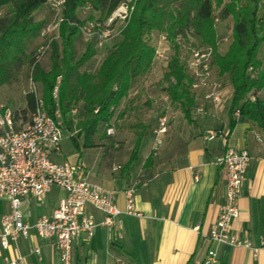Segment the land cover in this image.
Wrapping results in <instances>:
<instances>
[{"label":"crops","instance_id":"1","mask_svg":"<svg viewBox=\"0 0 264 264\" xmlns=\"http://www.w3.org/2000/svg\"><path fill=\"white\" fill-rule=\"evenodd\" d=\"M260 58L264 59V51ZM19 91L15 81L1 86L0 109L12 113L24 109L26 92ZM206 93V89H189L193 100L189 120L170 102L179 112H174L163 146L150 165L145 161L153 145L151 136H144L137 161L123 170L132 147L100 141L101 129L95 147L82 149L81 156L74 150L72 158H62L60 148L52 155L56 162L78 161L91 183L113 191L114 204L121 212L114 226L106 228L101 225L103 214L87 208L96 227L92 237L81 235L73 241L71 264H204L208 251L216 253V264H264V130L244 120L229 129L231 86L222 88L217 104L205 100ZM257 97L264 99V90ZM227 146L247 150L250 156L233 228L239 234L247 231L252 248L258 250L255 256L250 249L221 246L207 239L225 197V175L218 160ZM116 166L121 169L115 170ZM194 177H198L196 182ZM137 178L146 185L136 188L137 215H131L125 213L124 191ZM64 196L62 189L53 187L40 200L24 202L22 213L33 224L49 217ZM7 204L0 199V219L9 211ZM7 247L0 245V264L18 256L25 264H60L54 240L41 239L33 230Z\"/></svg>","mask_w":264,"mask_h":264},{"label":"trees","instance_id":"2","mask_svg":"<svg viewBox=\"0 0 264 264\" xmlns=\"http://www.w3.org/2000/svg\"><path fill=\"white\" fill-rule=\"evenodd\" d=\"M48 1L0 0V9L5 8V14L0 17V87L14 81L20 69L29 65V80L41 88V95L37 96L44 111L51 117L56 110L59 112L64 135L71 139L78 157L82 149L95 147L94 140L100 129H104L108 138L114 135V131L113 135H107L106 130L111 128L115 111L128 97L137 79L149 72L156 58L155 48L146 41L154 32L163 34L171 46L172 55L163 77L167 83L165 92L187 120L193 105L189 94L192 79L187 61L180 59L181 45L189 47V51L195 47L212 50L213 80L216 77L221 87L227 80L232 88L227 112L229 129L232 130L238 120H244L264 130V99L257 97V92L264 90V59L260 58L264 46V0H133L129 21L120 35L111 39L120 40L94 73L80 68L109 41L97 47V33L87 40L77 56L75 44L83 36L80 27L89 22L103 26L124 0H64L57 39L44 36L45 44L40 48L43 52L32 56L27 50L46 27L43 21H35L34 14L45 7L54 17ZM83 9L98 18L89 16L80 20L78 14ZM215 10L219 12L217 18ZM217 19L231 22V42L222 56L217 52ZM48 49L50 67L45 70L39 62ZM57 78L61 81L57 99H54L52 93ZM24 99L26 107L12 113L13 123L16 122L14 125L18 128L31 122L37 107L33 93L26 92ZM18 114L25 121H17ZM157 119L151 132L152 142ZM144 132L145 127H142L136 135L123 170L137 161ZM152 158L150 153L145 165H150Z\"/></svg>","mask_w":264,"mask_h":264},{"label":"built area","instance_id":"3","mask_svg":"<svg viewBox=\"0 0 264 264\" xmlns=\"http://www.w3.org/2000/svg\"><path fill=\"white\" fill-rule=\"evenodd\" d=\"M63 3L64 0H49L47 3L54 14L56 33L61 21L60 11ZM133 8V0H124L103 26L94 22L81 26V35L88 40L98 33L97 47H103L120 35ZM49 32L50 28L46 26L41 35L47 36ZM40 51L43 52V48ZM210 57L211 49L192 51L190 59L187 60V69L192 79L190 88L194 91L206 89L204 99L217 104L220 102L222 87L212 78ZM60 81L61 79L57 78L52 93L54 99H57ZM31 93L37 98V107L29 124L15 127L12 112L0 109V199L6 200L9 206L8 213L0 219V245L7 249L10 243L26 238L33 230L41 239L54 240V251L60 264H71L73 241L81 235L92 237L96 227L87 208L103 214L101 225L106 228L114 226L116 217L121 212L114 204L113 191L91 183L78 161L56 162L51 158L59 151L64 138L62 119L57 110L53 117L44 111L34 87ZM235 115L237 116V113ZM172 119L167 112L158 117L150 151L153 157H156L162 148L163 136L167 133ZM106 134L113 135V129L108 128ZM249 164L250 156L247 150H236L230 146L226 147L218 160V165L224 171L226 190L224 201L219 207L217 219L207 239L221 246L250 249L255 256L258 250L252 248L247 231L242 230L239 234L233 228L239 218L238 200ZM119 169V166L115 167V170ZM197 180L198 177H194V181ZM144 185L146 182L137 178L132 186L124 191L125 213L137 215L134 192L136 188ZM53 187L62 189L65 196L49 217L39 218L30 224L26 215L21 212L22 204L31 198L40 200ZM6 264L25 262L18 256ZM204 264H216V253L208 251Z\"/></svg>","mask_w":264,"mask_h":264},{"label":"rangeland","instance_id":"4","mask_svg":"<svg viewBox=\"0 0 264 264\" xmlns=\"http://www.w3.org/2000/svg\"><path fill=\"white\" fill-rule=\"evenodd\" d=\"M39 13L35 14V19H41L45 24L50 28V32L47 34L48 38L57 39V33L54 28V17L47 11V9H42L38 11ZM5 14V8L0 9V17ZM219 12L215 10V17L217 18ZM89 16H92L93 19L98 18L95 14H90L86 9L80 10L78 17L80 20H85ZM215 29L217 33V52L223 54L230 42H231V22L229 20L221 21L217 19L215 21ZM44 36H39L35 39L29 46L27 50L28 53H32V56H35L40 48L44 46L45 40ZM189 43L193 42L190 36ZM120 40L114 39L109 41L105 47L97 50L95 57L91 61L85 64L80 70H87L94 73L101 61L105 56L112 50L114 45ZM148 44L153 46L158 53L154 63L152 64L151 69L144 76L137 79L134 83L131 90L129 91L128 97L122 102L121 106L115 111L113 119L111 120V129L114 131V135L107 137L105 135L104 129H101V139L100 141L106 142L108 145L117 144L122 147H132L135 137L138 133L141 132L142 127H145L144 136H151L152 130L155 128V122L157 117L163 112H167L169 115L173 116L174 112L178 113L177 106L173 107L170 103L165 88H167V83L164 81V74L167 73V64L171 58L172 50L171 46L165 39L163 34L152 33L146 38ZM87 42V39L83 36L77 40L75 44V52L78 56ZM181 45V44H180ZM180 50V59L188 60L190 59L191 52L194 50H203V48H192L189 51V47L181 45ZM261 51H264V46H262ZM262 53V52H261ZM50 51L49 49L45 52L39 64L45 70H48L50 67ZM31 67L26 65L20 69L14 78L15 85L20 89L21 92H32L33 87L36 89V94L41 95V88L39 85L32 84L29 80V74ZM214 80L217 81L216 77ZM218 82V81H217ZM223 82V81H222ZM226 83V84H225ZM224 83L222 88L229 89V82ZM16 95H18L16 93ZM19 96H15V100H18ZM17 121H25L21 116H17ZM29 121V120H28ZM143 145L145 144L142 143ZM61 157L62 158H72L74 149L72 147L71 139L64 135L63 140L60 144ZM22 212V209H21Z\"/></svg>","mask_w":264,"mask_h":264}]
</instances>
